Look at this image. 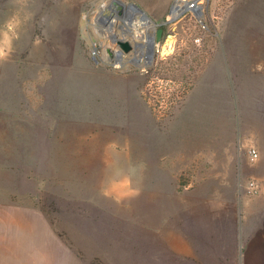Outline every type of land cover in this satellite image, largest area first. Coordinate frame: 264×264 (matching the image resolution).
Masks as SVG:
<instances>
[{
	"label": "rangeland",
	"instance_id": "1",
	"mask_svg": "<svg viewBox=\"0 0 264 264\" xmlns=\"http://www.w3.org/2000/svg\"><path fill=\"white\" fill-rule=\"evenodd\" d=\"M122 1L156 35L177 0ZM197 2L137 60L119 0H0V205L40 212L50 264H242L234 235L264 213V0Z\"/></svg>",
	"mask_w": 264,
	"mask_h": 264
},
{
	"label": "crops",
	"instance_id": "2",
	"mask_svg": "<svg viewBox=\"0 0 264 264\" xmlns=\"http://www.w3.org/2000/svg\"><path fill=\"white\" fill-rule=\"evenodd\" d=\"M28 213L34 216H25ZM39 213L38 210L0 205V264H50L41 248L49 255L53 251L54 261L57 240ZM40 221L44 228L39 234ZM234 240L242 252V264H264V213L249 223L247 232L236 233Z\"/></svg>",
	"mask_w": 264,
	"mask_h": 264
},
{
	"label": "bare ground",
	"instance_id": "3",
	"mask_svg": "<svg viewBox=\"0 0 264 264\" xmlns=\"http://www.w3.org/2000/svg\"><path fill=\"white\" fill-rule=\"evenodd\" d=\"M119 2L123 4L124 7H127V6L129 8L131 7V9H133L135 12H139L141 15V20L138 19L137 16L135 18L132 17L134 19L130 22V25H128L129 31L135 30L134 39H135V46L137 50L136 59H140V57L144 54L145 50L147 51L149 49L150 35H152L153 33L150 32L148 29L152 26L153 20L145 11L138 8L134 3L128 4V3H124V1L122 0H119ZM187 2H188L187 0H177L173 4V7L171 9V12H170V15H172L171 17H174L178 15L179 13L184 12V10H188V9H195L196 11L201 10V5L198 2L195 3L193 6H191ZM145 29L147 31V34L143 35L141 31H145ZM141 37H145L147 43L140 42L138 39ZM125 39L129 40L128 38H125ZM116 54L118 55V50Z\"/></svg>",
	"mask_w": 264,
	"mask_h": 264
},
{
	"label": "water",
	"instance_id": "4",
	"mask_svg": "<svg viewBox=\"0 0 264 264\" xmlns=\"http://www.w3.org/2000/svg\"><path fill=\"white\" fill-rule=\"evenodd\" d=\"M189 3L190 0H187ZM135 4V3H134ZM138 8H140L137 4H135ZM141 10H143L142 8H140ZM144 11V10H143ZM197 14L201 13V10H197L195 11ZM183 12L179 13L178 15L171 17V18H165L162 22H154V24L159 25V27L156 29V35L153 33L152 35H150V41H149V49L147 50V58L148 59H152L153 55H154V50L156 49V46H158L160 44V42L162 41L163 38V34H164V27L163 25L166 23H169L171 21H173L174 19H176L178 16H180ZM118 42L120 43L121 49H118V56L122 55V51H129L132 48V44L129 40L127 39H118ZM136 47V46H135ZM96 60V57H94ZM138 60V59H137Z\"/></svg>",
	"mask_w": 264,
	"mask_h": 264
},
{
	"label": "built area",
	"instance_id": "5",
	"mask_svg": "<svg viewBox=\"0 0 264 264\" xmlns=\"http://www.w3.org/2000/svg\"><path fill=\"white\" fill-rule=\"evenodd\" d=\"M195 3H197V0H190L189 1V4L191 6H193ZM250 154H251L252 158L255 159V158L258 157L259 152H258V150L256 148H252V149H250Z\"/></svg>",
	"mask_w": 264,
	"mask_h": 264
}]
</instances>
